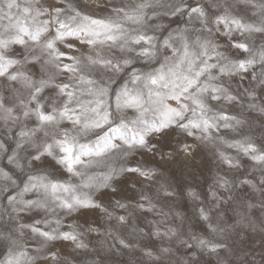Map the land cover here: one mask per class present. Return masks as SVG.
I'll return each mask as SVG.
<instances>
[{
    "label": "snow or ice",
    "instance_id": "obj_1",
    "mask_svg": "<svg viewBox=\"0 0 264 264\" xmlns=\"http://www.w3.org/2000/svg\"><path fill=\"white\" fill-rule=\"evenodd\" d=\"M154 7L159 5L154 6L152 0H141L130 12L121 6L117 9L121 18L98 16L80 0H0V192L4 194L0 219L7 217L6 223L29 229L46 244L65 247L71 243L84 247L78 222L65 219L73 211L81 213L85 224L90 210L92 214L101 210L133 233L143 232L146 226L154 236L174 232L169 211L152 194L142 191L137 204L135 194L128 196L126 191L103 193L110 200L118 195L113 201L120 210L116 212L104 209L87 194L75 193L74 185L42 170L56 160L81 175L78 165L94 164L89 158L115 149L117 140L144 144L150 134L163 135L172 125L202 127L210 133L223 120L234 134L222 139L236 155L221 151L218 157L228 170L245 168L240 182L252 183L247 172L264 166V36L257 35L264 28L246 23L224 5L212 19L224 32L220 39L228 43V51L214 40L193 36L186 23L159 41V47L170 49L175 58L165 57L168 64L146 72L136 68L134 60L153 59L159 51L155 35L143 27L148 10ZM177 13L189 20L199 17L207 24L209 8L188 0L172 7L171 14ZM123 21L137 27L129 29ZM76 39L93 51L69 54L60 46L65 41L70 48ZM96 69L124 72L127 79L121 77L120 87L113 89L111 78L94 74ZM237 76L246 77L247 82L241 85ZM225 78L236 83V89L224 83ZM185 96L191 107L182 105L184 111L170 103ZM205 97L222 101L227 110L211 113ZM113 107L121 113L131 109L136 118L130 122L121 118L113 124ZM185 111L198 118L185 119ZM105 124L110 127L94 146L81 142L83 134ZM128 171L151 178L156 169ZM115 174L110 169L101 174L103 179L88 176L84 186L106 188ZM217 182L227 189V172L219 173ZM158 193L172 195L166 181ZM189 195L198 198L195 192ZM208 195L217 197L212 190ZM56 208L64 211L56 214ZM41 211L48 215L41 216ZM199 216L207 221L208 210L199 208ZM89 227L98 230L96 225ZM112 231L110 226V235ZM119 244L127 247L124 239Z\"/></svg>",
    "mask_w": 264,
    "mask_h": 264
},
{
    "label": "clouds",
    "instance_id": "obj_2",
    "mask_svg": "<svg viewBox=\"0 0 264 264\" xmlns=\"http://www.w3.org/2000/svg\"><path fill=\"white\" fill-rule=\"evenodd\" d=\"M80 2L98 16L122 18L117 9L123 6L130 12L132 6L139 5L141 0ZM187 2L188 0H152L153 5L159 7L148 10L147 21L143 27L155 35L159 51L153 59L135 57L136 68L147 72L159 68L162 63L168 64L170 61L165 60V57H173V54L170 49L160 48L159 41L169 33L182 30L186 23L190 25L189 31L193 36L214 40L222 46V50L228 51V43L220 39L224 32L212 19L213 14L220 12L224 5L246 23L264 28V0H194L195 3L208 6L207 24L199 17L189 20L183 13L171 14L172 7ZM123 22L129 29L137 27L127 21ZM257 35L264 36V32ZM60 46L69 54L84 55L93 51L79 39L70 48L65 41H61ZM116 58L113 55V59ZM259 71L257 68V72ZM97 72L101 78H111L110 87L113 89L120 87L123 82L121 77L127 79L124 72L115 74L110 70L96 69L94 74ZM236 81L242 85L247 82V78L237 76ZM223 82L233 89L237 87L230 79L225 78ZM204 99L211 113H219L228 108L222 101L218 102L210 97ZM170 103L177 107H191L187 96L181 101ZM181 110L184 111L183 107ZM121 118L130 122L136 118V113L131 109L123 113L117 112L113 107L111 122L118 123ZM196 118L198 114L185 111V119ZM224 124L223 120L217 121L218 127L211 129L210 133H206L202 127L190 126L185 129L172 125L164 130L163 135L150 134L145 138L144 144H124L117 140L118 146L115 149L108 150L102 156L89 158L95 161L94 164L89 166L85 162L78 165L81 175L68 171L56 160H51L42 169L74 185L75 193L87 194L102 204L104 209L111 208L116 212L120 210L113 201L118 199L122 191H126L128 196L135 194L134 202L137 204L141 202L139 196L142 191L152 194L169 211L168 221L173 225L174 232L154 236L149 230L150 226H146L143 232L133 233L116 223L114 218L109 219L101 210H95L94 214L90 210L88 224H85L81 213L73 211L65 219L78 222L84 247H78L76 243L68 244L67 247L59 244L52 246L42 242L29 229H18L15 223H6L7 217H4L0 219V264H264V166L257 171L247 172L252 180L248 185L240 182V174L246 171L245 168L226 169L218 153H236L222 139L234 134ZM109 127V124H105L103 128L90 129L81 136V142L94 146ZM2 134L3 130L0 129V135ZM137 167L155 168L156 172L151 178H145L139 173L128 171ZM110 169H115L117 174L113 175L106 188L84 186L88 176L103 179L101 174L109 172ZM222 172H227V189L221 188L217 182V176ZM162 181L167 182L171 196L165 197L163 193H158ZM210 190L215 191L217 197L209 196ZM105 192L118 195L110 200L102 195ZM190 192L197 193L198 198L190 196ZM3 195L0 192V207H3ZM201 207L208 210L207 221L200 219ZM55 211L56 214H61L64 210L56 208ZM39 214L48 215L43 211ZM89 225H96L98 230H92ZM110 226L113 229L111 235L108 232ZM120 239L127 241V247L119 244ZM202 239L204 243H201Z\"/></svg>",
    "mask_w": 264,
    "mask_h": 264
}]
</instances>
